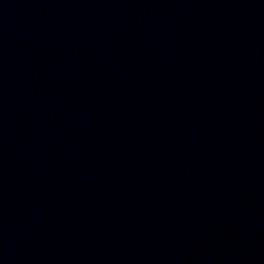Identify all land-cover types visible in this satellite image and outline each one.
Masks as SVG:
<instances>
[{
    "label": "water",
    "instance_id": "1",
    "mask_svg": "<svg viewBox=\"0 0 264 264\" xmlns=\"http://www.w3.org/2000/svg\"><path fill=\"white\" fill-rule=\"evenodd\" d=\"M0 264H264V0H0Z\"/></svg>",
    "mask_w": 264,
    "mask_h": 264
}]
</instances>
